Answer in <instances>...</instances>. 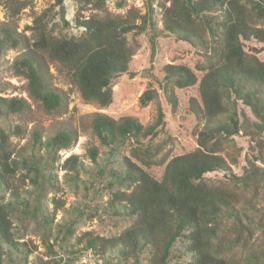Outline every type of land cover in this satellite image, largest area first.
Instances as JSON below:
<instances>
[{
	"label": "trees",
	"instance_id": "16d2710c",
	"mask_svg": "<svg viewBox=\"0 0 264 264\" xmlns=\"http://www.w3.org/2000/svg\"><path fill=\"white\" fill-rule=\"evenodd\" d=\"M71 1L76 5L75 26L83 29L80 35L54 34L46 13L28 27L34 31L32 40L10 24L1 29L0 55L5 48L22 51L15 58L12 70L27 80L30 97L48 113L61 112L67 106L65 94L52 84L48 58L66 69L67 78L78 87L86 101L106 107L113 102L115 81L126 74L135 75L131 71V61L140 47V36L148 33L151 27L152 16L140 14L135 8L126 15L106 11L101 16L85 17L83 12L90 7L105 10L107 0ZM167 2H170L168 6L160 4L164 30L177 40L211 50V60L206 66H198L204 71L199 82V97L189 100L188 112L205 121L197 136L199 146L171 158L161 179L144 168L166 162V157L152 160L153 155L142 146V140L156 137L164 128L166 114L162 103L172 113L177 111L176 88L197 84L196 72L187 65L166 64L163 67L165 76L158 80L161 94L148 88L140 96L144 106L163 98L159 102L157 120L152 125L145 127L132 116L113 118L95 114L92 130L111 152L126 141L137 143L133 156L140 163L125 156L123 170L106 172L101 168L94 173L96 178L108 175L106 186L110 188L116 182L123 186V190L113 192L109 207L115 214L129 217L130 224L112 237L85 232L78 238L83 248L73 245L70 253L91 250L104 257L115 252L124 260L133 259L135 264H140L145 254V264H171L181 259L189 264H260L257 260L264 255V213L261 214L248 194L258 195L264 182V168L252 162L243 175L237 176L220 152L224 151L228 139L240 131L235 113L228 108L232 92L243 98L259 118V123L254 124L256 130H264V59L259 55L264 51V0ZM5 5L13 16L25 7L20 0H5ZM55 5L61 7L64 18V0H56ZM129 33L134 38L132 44L127 36ZM155 38L153 30L149 39L153 53ZM253 40L261 45L248 44ZM27 110L29 104L25 98L0 95V190L10 192L7 200L0 199V245H7L10 251L20 246L12 232V213L18 205L22 211L29 209V203L23 200L15 184L16 179L28 177L31 183L43 188L46 181H52L53 175L48 171L56 150L69 147L73 140L70 131L61 130L44 142L41 129L35 128L30 145L16 148L11 134L20 136L25 130L20 124H12L11 117L25 114ZM260 147L264 151V144ZM88 150L96 161L97 148L92 146ZM235 163L236 159L232 164ZM64 165L69 171H77L81 165L79 156H70ZM214 171L224 172L228 180L212 183L205 176ZM67 176L76 178L68 172ZM41 210L38 204L34 206L37 214ZM41 218L43 224L51 220L49 215ZM226 221H230L229 226ZM253 225L261 227L263 235L256 242L253 256L243 260L232 253L237 243L231 242L225 227L243 232L250 231ZM254 255L257 259L253 261Z\"/></svg>",
	"mask_w": 264,
	"mask_h": 264
},
{
	"label": "rangeland",
	"instance_id": "374dc122",
	"mask_svg": "<svg viewBox=\"0 0 264 264\" xmlns=\"http://www.w3.org/2000/svg\"><path fill=\"white\" fill-rule=\"evenodd\" d=\"M24 2L20 12L13 16L5 5V0H0V36L4 25H12L19 33L33 39V30L28 27L34 24L37 17L47 15L50 27L54 34L80 35L81 28L75 26L76 5L71 0H64V18L61 17V7L56 0H20ZM168 0H107L102 9L90 7L83 12L85 17L91 15H104L107 11L113 15H126L131 8H135L140 14L152 16L149 32L140 36V47L137 49L130 67L135 74L133 77L123 75L118 78L113 87V102L106 107L94 101H86L78 87L66 76V69L58 62L49 58V74L53 86L63 92L66 97L67 106L58 113H48L34 101L27 90V80L17 76L12 70L15 58L22 52L20 49L5 48L0 55V95L5 97H22L29 104V110L22 115L12 116V124H20L25 133L20 136L11 134V140L16 148L28 147L31 142L32 132L36 128L41 129L42 140L45 142L49 137L61 130L70 131L73 140L69 147L57 149L52 158L50 166L52 181L45 182L43 188L31 183L28 177L24 180L16 179L15 184L19 188L24 201L29 203V209L22 211L21 205L16 206L12 213L14 239L20 242L19 249L7 245H0L1 264H135L133 259L124 260L117 253L110 252L102 257L91 250L71 254L73 245L83 248V243L78 244V238L83 233L92 231L94 235L112 237L122 232L129 224L130 218L113 212L109 202L113 198V192L123 190V186L117 182L113 187L106 186L110 179L95 177L96 170L104 168L106 172L111 169L123 170V160L128 156L133 161V150L137 143L134 141L124 142L118 149L111 152L93 132L91 122L95 114H106L113 118L132 116L148 127L156 122L158 116L159 102L163 100L154 99L148 105L140 103V96L148 88H154L159 94L158 80L165 76L163 67L166 64L187 65L193 69L197 76L196 85L188 88H176L179 106L176 112H171L162 103L166 114V124L156 137L151 136L142 140V146L149 150L152 160L160 161L165 157L166 162L155 163L144 168L157 179L164 175L168 161L178 155L188 153L198 148V132L205 126V121L189 113L190 98L199 97V82L204 71L198 66H206L210 59V49H202L190 43L177 40L169 35L163 28L161 3ZM66 22V23H65ZM138 22L140 20L138 19ZM69 25H66V24ZM154 28V29H153ZM154 30L155 50L152 51L150 35ZM151 30V31H150ZM130 43L133 42L131 33L128 35ZM251 46H260L255 42L248 43ZM251 50V49H249ZM207 52V55H205ZM251 52H254L251 50ZM264 59V51L260 54ZM199 101V100H198ZM228 108L235 113L239 121L240 131L231 136L225 145L224 155L231 165L232 172L237 176L245 173L252 162L264 168V130L257 131L254 124L259 123V118L253 113L251 106L247 105L243 98L235 92L230 95ZM248 124L246 125L245 123ZM246 125V126H245ZM9 130L10 128L6 126ZM98 150L97 160L94 161L89 155V147ZM72 155H78L81 165L77 171L65 169V161ZM236 159V163L233 160ZM25 172V171H24ZM67 172L76 176L69 178ZM21 174H23L21 172ZM212 183L226 182L227 175L222 171L207 173L205 176ZM258 195L250 192L258 205L261 214L264 213V182L261 183ZM38 187V188H37ZM10 192L6 189L0 190V199L7 200ZM41 207L39 214L34 212V206ZM47 216L51 220L43 224L41 216ZM229 226L230 221H226ZM225 227L231 242H236L237 247L232 253L238 258L246 260L251 258L255 250L256 242L262 237V228L253 225L250 231L235 232ZM240 238V239H239ZM231 253V252H230ZM145 254L141 257L140 264H145ZM257 259L256 255L253 261ZM258 263L264 264V255L260 256ZM171 264H189L181 259Z\"/></svg>",
	"mask_w": 264,
	"mask_h": 264
}]
</instances>
